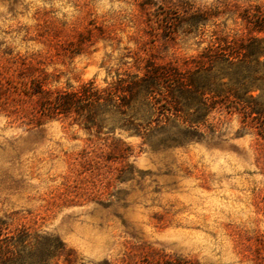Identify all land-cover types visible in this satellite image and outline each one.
I'll use <instances>...</instances> for the list:
<instances>
[{
  "label": "rangeland",
  "instance_id": "obj_1",
  "mask_svg": "<svg viewBox=\"0 0 264 264\" xmlns=\"http://www.w3.org/2000/svg\"><path fill=\"white\" fill-rule=\"evenodd\" d=\"M192 1L222 4L221 27L237 35L248 33L243 6L264 10V0ZM178 3L0 0V216L59 236L75 264H147L163 253L263 264L264 142L239 113L214 111L215 130L187 143L123 134L134 147L128 166L113 140L43 118L27 95L25 84L41 78L52 90L104 86L147 57L196 54L198 37L170 40L157 24V13Z\"/></svg>",
  "mask_w": 264,
  "mask_h": 264
},
{
  "label": "trees",
  "instance_id": "obj_2",
  "mask_svg": "<svg viewBox=\"0 0 264 264\" xmlns=\"http://www.w3.org/2000/svg\"><path fill=\"white\" fill-rule=\"evenodd\" d=\"M179 2L175 8L158 12L156 21L167 39L198 37L196 54L168 61L147 57L134 69L116 71L104 86L89 80L78 87L52 90L44 78L26 83L27 95L36 98L41 116L68 119L94 130L104 140H113L111 146L118 151L114 156L128 166H132L129 159L134 147L123 134L141 137L143 143L155 134L163 135L157 144L187 143L200 139L208 129L215 130L210 122L214 111L239 113L243 125L264 142V10L249 2L243 6L238 17L248 33L237 35L227 30L226 24L221 27L222 4ZM208 25L214 26L210 34ZM259 248L264 249V244ZM258 255L264 264V253L259 251ZM76 261L75 249L59 236L41 234L0 216V264ZM146 263L203 264L178 253H163Z\"/></svg>",
  "mask_w": 264,
  "mask_h": 264
}]
</instances>
